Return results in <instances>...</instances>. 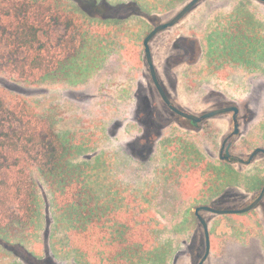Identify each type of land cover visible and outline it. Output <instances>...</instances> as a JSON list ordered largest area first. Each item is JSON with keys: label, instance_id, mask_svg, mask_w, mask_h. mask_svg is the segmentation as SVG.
<instances>
[{"label": "trees", "instance_id": "1", "mask_svg": "<svg viewBox=\"0 0 264 264\" xmlns=\"http://www.w3.org/2000/svg\"><path fill=\"white\" fill-rule=\"evenodd\" d=\"M128 1L0 0V74L34 84L66 81L83 71L85 81L70 82L88 83L92 72L88 50L93 49V41L105 43L106 29L95 27H114L110 31L115 32L112 38L117 42H126L131 30L146 33L131 23L139 17L116 14L130 5ZM132 1L137 8L152 12L175 8L184 0ZM93 7L99 8L97 16ZM237 16L222 13L206 25L201 34L203 60L187 70L186 88L196 93V84L205 79L215 81L219 91L238 90L239 103L248 105L256 121L260 109L253 106L255 99L248 97L244 82L228 75L226 68L253 72L264 66V23L246 14ZM97 47L107 56L117 53L115 48L105 50L106 43ZM123 61L129 69L108 93L116 107L135 98L136 68L129 59ZM259 99L257 104L262 105V95ZM55 115L40 112L27 99L10 101L0 90V264L3 251L14 253L22 264H62L56 259V247L50 250L52 230L47 232L44 254L32 248L36 245L32 235L38 234L42 218L40 195L30 176L33 169L50 190L56 228L72 227L80 241L99 246L97 264H143L145 258L153 264H178L184 255L197 264L205 251V237L192 208L201 204L242 207L264 185V155L250 165L230 163L217 157L219 132L215 127L193 133L171 125L138 151L145 159L158 160L154 191L141 188L127 198L112 197L93 179L101 156L94 161L79 159L95 153L99 142L78 143L73 133L58 127L64 116ZM255 131L261 138H242L234 145L235 153L246 156L264 146V116ZM167 184L179 193L174 201L165 194ZM243 190L255 195L239 204L231 195ZM165 200L173 204L172 209H163ZM159 213L170 223L161 222ZM192 244L196 246L188 251ZM74 264H80L78 255Z\"/></svg>", "mask_w": 264, "mask_h": 264}, {"label": "rangeland", "instance_id": "2", "mask_svg": "<svg viewBox=\"0 0 264 264\" xmlns=\"http://www.w3.org/2000/svg\"><path fill=\"white\" fill-rule=\"evenodd\" d=\"M235 6L243 8L237 11ZM95 10H99V8H95ZM226 12H233L234 15L236 14L238 16L246 14V18H254L257 23H259V20L261 23H264V3L258 0H202L195 9L179 23V25L154 42L156 51H159L160 48V50L163 51L162 46L165 45L164 43L167 42L168 45L173 38H193L190 33L191 30L197 31L198 34L201 33V31L205 29V24H209L211 19L217 17V15L222 16V13ZM144 18L147 25H142V27L145 32L154 24L155 18ZM140 20H142L141 17L132 18L131 23H136L137 26ZM138 26V28L141 29L140 24ZM95 28V30L106 29L104 38L107 49L105 50L115 48L117 53L114 55L113 59H109V57L107 59V54H104L106 51H102L101 48L97 47L100 46L103 48L105 43H94L93 41V49L88 50V59L89 57L92 59L90 63L92 72H89L90 80L88 83H77L76 85L70 82L71 80L73 81V79L74 81H85L87 76L82 75L83 71L79 72V74L76 73L77 75H72L70 79L66 81L38 82L34 84L18 80L14 76L0 74V90L10 101L27 99L40 112L47 111L54 116H56L55 113L62 114L61 116L64 117L57 124L58 127L63 131H70L73 133L78 143H83V140L99 142L98 150L95 153L89 156H81L79 159L90 158V161H94L98 156H101L98 168L96 171H93V179L101 182L104 190L109 192L110 196L127 198L132 194L138 193L141 188L153 192L155 184L152 183V179L158 176V171L156 170L159 166L158 160L156 158L142 160L136 157L133 150L129 148V145L128 147L125 146L127 142H130L129 138H133L132 136H135L136 132L139 131L138 124L131 122V120H133V116H141L140 110L142 107L139 106L138 108L137 103L134 101H130L123 105L120 103V107H116L113 105V100L106 97L109 96L108 93L110 91L118 87L119 79L126 71V68L123 67V59L121 56V51L124 50L123 45L125 43L117 42V40L112 38L115 32L110 30L114 27L107 26L106 28ZM97 36L96 34L95 37ZM53 49H55L54 51H58L56 47H53ZM132 54L134 56L135 52ZM180 54L186 55L189 53L184 51ZM160 56L162 55L158 53L159 63L161 64L162 60ZM142 68L143 75L141 81L143 85L148 87L150 83L148 69L146 65ZM226 72L234 79L244 82L245 90H248L250 97H254L255 99V102L252 100L254 102L253 106L256 109H260V115L256 121L253 120L250 125L244 126V135L241 136V139L244 137L260 139L261 135L255 131V128L257 127L258 121L264 116V66L261 65V67L253 72H246L245 68H227ZM86 74H88V71H86ZM260 95L263 97L262 105L257 104V101L260 100ZM125 112L129 116L127 117L129 122L126 121L124 123L123 120L126 119V115L123 113ZM130 113L132 115H130ZM170 117L169 115H162L159 119L160 121L168 122ZM218 123L224 135L230 130V126H232L229 116L224 117V119H218ZM126 130H128V132ZM30 176L37 186L42 210L40 229L36 236L32 235L36 240V245L32 248H36V250L38 249L39 252H43L44 254L43 250L46 247L45 243L48 239L47 232L49 230L50 233L52 230L54 233L51 235L52 240L49 242L51 244L50 250L52 246L56 247L58 252L56 259L60 263L74 264L75 256L77 255L80 264L81 262L82 264L99 263V246L96 247L95 244H90V246H88L80 241L77 236L71 232L72 227L67 228L66 225L60 226L58 229L56 228V218L50 202V190L36 169L31 170ZM164 188L165 194L169 199L174 201L179 197V193L175 191L172 186L167 184ZM166 200L164 201L163 209H172L173 204L166 202ZM258 212V217L262 218L261 209H258ZM204 214L209 218L212 217L209 213ZM159 220L165 224L170 223V221L164 218L160 213ZM255 221V214L250 212L229 214L228 217L226 216L222 219H213V222L221 223L217 228L215 251L228 240L239 239L240 237L238 234L240 230L246 227L251 228V233L255 237L260 239L261 237L263 238L261 230H264V222L261 219L263 223L260 229L257 227ZM233 224L236 227L235 229L231 226ZM197 227L200 229L199 224H197ZM245 237H247V235H245ZM259 244V241L253 240L246 246L227 245L221 253L222 257L220 259L209 258L208 262H211V264H264V248ZM29 246H32V244H29ZM194 246L196 245H190L187 250H193ZM85 251H87V253L81 255V252L83 254ZM3 252V264H22V260L14 253L10 251ZM180 258L178 264H188L187 259L189 258L187 255L181 256ZM143 264H153V262L151 259L145 258ZM190 264H192V262H190Z\"/></svg>", "mask_w": 264, "mask_h": 264}, {"label": "flooded vegetation", "instance_id": "3", "mask_svg": "<svg viewBox=\"0 0 264 264\" xmlns=\"http://www.w3.org/2000/svg\"><path fill=\"white\" fill-rule=\"evenodd\" d=\"M189 1L191 0H184L181 2L177 7L175 8H170L166 11H143L140 7L137 8L136 4L132 1L129 0L127 3L130 5L126 7V9H123L121 12L116 13L118 16H137L141 17L142 20H140L139 24L142 27V25H147L146 20L144 17H148L149 19H154L155 22L151 27L146 31L145 35L142 33H138L135 30H131V35L129 39H126V42H123L120 40V42L125 43L123 46L124 50L121 51L122 53V59L127 58L129 59V62L133 64V66L136 68L137 72V80H136V89L134 91V99L133 101L137 103V107L141 106V116H133V120L131 122H135L138 124L139 131L136 132L135 136H132L133 138H129L128 140L130 142H127L125 146L128 147L131 150H133V153L136 155V157L143 158L138 151H143L144 148L146 147V143L148 140L157 137V135H163L167 129L171 127V125H177L178 127L184 129V130H189L192 131L193 133L196 132H202L204 131L208 126L215 127V129L219 132V137H218V151H217V157L222 159V160H227L230 163H241L239 162L236 157H243V158H248L251 152L256 148H254L249 154L246 156L239 155L238 153L234 152V145H236L240 139L241 136H243V128L244 126L250 125L251 121H253L255 115L251 109H248V105L244 104L241 105L239 103V97H238V90L236 92L229 91L223 89L222 91H219V88L217 87L215 81H207L205 79H201L200 82L196 84V93H189L186 88V82H187V70L195 67L202 62V57L205 52V48L202 44L201 40V33L198 34L197 31L191 30L190 33L193 38H178V39H171V42L167 45V42L164 43L163 45V51L159 49V51H156V48L154 46V42L159 38L162 37V35H165L166 33H169L172 31L174 27L179 25L180 22H182L185 17L195 9V7L202 1L200 0L178 23L175 25L166 28L159 33H157L149 42L152 56H153V63L155 65L157 77L167 95V97L175 104L176 107L179 109L197 115L201 116L204 113L218 109V108H225V107H237L239 109L238 113V121L240 123V132L236 135H232V132L234 130V110H230L227 112H222L217 115L204 118L201 121H198L197 123H194L192 119L187 118L175 110H173L167 102L164 100L163 96L161 95L158 87L156 86L152 73L150 70V66L147 60L146 56V50H145V45H144V40L146 36L159 24L164 23L166 21H169L172 19ZM260 1V0H258ZM135 4L133 5L132 4ZM263 2V1H260ZM264 3V2H263ZM240 8L243 7H235L236 10H240ZM95 15L97 16L98 10H95ZM234 16H237L236 14ZM238 17V16H237ZM126 18V17H125ZM148 21V20H147ZM137 23V25H139ZM207 24L204 25L206 27ZM204 30V29H203ZM178 37V35H177ZM139 48V50H138ZM186 51L189 54L186 55H181L180 53ZM133 52H135V55L133 56ZM158 53L162 56L161 57V64L159 63V57ZM163 53V54H162ZM116 54V53H115ZM114 54V55H115ZM166 54V55H164ZM193 54V55H191ZM113 56H107V59H113ZM164 55V56H163ZM175 59V60H174ZM136 60V61H134ZM104 61V60H103ZM128 62V61H127ZM123 67L126 68V71L124 74L129 69V64L125 63L124 61ZM104 64V62H103ZM127 64V65H126ZM146 65L149 73V78H150V83L149 86L146 87L143 85L141 81V77L143 75V68ZM227 69V68H226ZM180 73V74H179ZM152 91V93H151ZM150 94V95H149ZM248 97L250 95L248 94ZM107 98L111 99L110 96ZM252 100L254 97H251ZM128 103V102H127ZM127 103H122L127 104ZM126 115V119H124V123L127 120V117H129L126 112L123 113ZM130 115H132L130 113ZM162 115H169L170 120L168 122H163L160 121L159 118H161ZM229 116L230 117V130L224 135L223 132L220 130V126L218 123V119H224V117ZM168 118V117H167ZM184 120H183V119ZM127 122V123H128ZM128 132V130H126ZM132 139V140H131ZM127 140V141H128ZM145 143V144H144ZM224 146V151L222 153L223 157L221 156V149ZM257 147H264V146H257ZM128 149V148H127ZM155 149V148H154ZM153 149V151H154ZM229 152V153H228ZM228 154L230 155V158H227ZM263 153H260L257 155L254 159L257 160L260 156H263ZM146 160H148L146 158ZM253 161V162H254ZM252 162V163H253ZM251 163V164H252ZM243 164V163H242ZM244 165H250V164H244ZM264 187V185H263ZM262 187V188H263ZM262 190V189H261ZM261 190L258 192L257 196L253 198L255 193L252 192H246L242 191L243 193H238L234 192L231 195V198L234 199L236 202L239 204L244 203L250 198H253L251 202H253L258 195L260 194ZM248 197V198H247ZM250 202V203H251ZM249 203V204H250ZM247 204V205H249ZM206 205V204H201L198 206H195L192 210L196 214L195 209L199 206ZM245 205V206H247ZM211 206V205H207ZM242 206V207H245ZM214 207V206H211ZM242 207H231V208H218V209H234V208H242ZM258 209H261L262 212V218H259V212ZM250 213L255 214L256 217V225L260 229L262 228V223L264 222V198L261 200V202L252 210L247 211ZM204 213H209L211 214L212 217H207ZM245 213V212H244ZM201 214L203 217L206 219L208 222L209 226V233H210V239H211V246L213 243L214 236L217 233V228L221 224L220 222H213V219H216L219 217V215H226L228 217L229 214H237V213H229V214H218L209 210H201ZM225 216V217H226ZM196 217L198 219V224L199 228L204 231V227L201 224L197 214ZM222 219V218H221ZM263 220V222L261 221ZM233 229H235V225H231ZM211 229H213V234L211 235ZM261 233L264 236V230H261ZM240 237H244L247 235V243L250 241L255 240V236L251 233V228L246 227L245 229L240 230L239 234ZM204 237H205V231H204ZM205 250H206V237H205ZM205 253V251H204ZM203 253V255H204ZM202 255V257H203ZM211 255V252L208 256V258L205 260L204 264H207V261ZM200 258V260L202 259ZM200 260L198 261L197 264H199Z\"/></svg>", "mask_w": 264, "mask_h": 264}, {"label": "water", "instance_id": "4", "mask_svg": "<svg viewBox=\"0 0 264 264\" xmlns=\"http://www.w3.org/2000/svg\"><path fill=\"white\" fill-rule=\"evenodd\" d=\"M200 0H191L189 1L172 19H170L169 21H166L164 23H161L159 25H157L145 38L144 40V45H145V50H146V56H147V60L150 66V70L152 73V77L153 80L156 84V86L158 87L161 95L163 96L164 100L167 102V104L176 112H178L179 114L190 118L193 120L194 123H197L198 121L203 120L204 118H208L214 115H217L219 113L222 112H227L230 110H234V130L231 134L232 135H236L240 132V123L238 121V113H239V109L237 107H225V108H218V109H214L211 111H208L206 113H204L201 116H197L188 112H185L181 109H179L178 107L175 106V104L167 97L158 77H157V73H156V69H155V65L153 63V56H152V52H151V48H150V40L160 31L169 28L173 25H175L176 23H178ZM263 1L264 0H260ZM224 151V146L221 149V156L223 157L222 153ZM229 153V152H228ZM260 153L264 154V147H256L251 154L249 155L248 158H243V157H236V159L243 163V164H251L255 157L257 155H259ZM227 158H230V155L228 154ZM264 198V187L262 188L260 194L258 195V197L251 202L249 205L242 207V208H234V209H218V208H214L211 206H207V205H202L199 206L195 209V212L201 222V224L204 227V231H205V237H206V250L205 253L202 257V259L200 260L199 264H204L205 260L208 258L210 252H211V239H210V233H209V226H208V222L206 221V219L203 217V215L201 214V210H209L218 214H229V213H244L247 211L252 210L253 208H255L260 202L261 200Z\"/></svg>", "mask_w": 264, "mask_h": 264}, {"label": "crops", "instance_id": "5", "mask_svg": "<svg viewBox=\"0 0 264 264\" xmlns=\"http://www.w3.org/2000/svg\"><path fill=\"white\" fill-rule=\"evenodd\" d=\"M217 234V233H216ZM240 237V236H239ZM215 240H216V235L214 236V239H213V243H212V246H211V255H210V257L209 258H211V259H220L222 256H221V253L223 252V250L225 249V247L228 245V246H230V245H241V246H246L248 243H247V239H246V237L244 236V237H240L239 239H231V240H228L227 242H225V243H223L222 245H221V247H219L216 251H215V245H216V242H215ZM255 240L256 241H259V243L261 244V246L264 248V236H263V238L261 237V239L260 238H258V237H255ZM259 244V245H260ZM188 260V264H190V258L189 259H187ZM180 261V260H179ZM207 264H211V262H208L207 261Z\"/></svg>", "mask_w": 264, "mask_h": 264}]
</instances>
